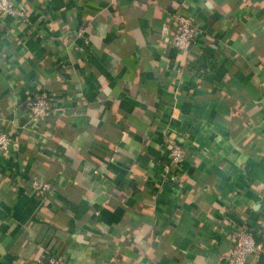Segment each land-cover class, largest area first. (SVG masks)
<instances>
[{"label": "crops", "instance_id": "obj_1", "mask_svg": "<svg viewBox=\"0 0 264 264\" xmlns=\"http://www.w3.org/2000/svg\"><path fill=\"white\" fill-rule=\"evenodd\" d=\"M14 1L0 264H230L235 225L264 247V0ZM176 14L202 26L185 54L168 45ZM33 92L55 107L41 122ZM167 137L186 149L179 171Z\"/></svg>", "mask_w": 264, "mask_h": 264}, {"label": "built area", "instance_id": "obj_2", "mask_svg": "<svg viewBox=\"0 0 264 264\" xmlns=\"http://www.w3.org/2000/svg\"><path fill=\"white\" fill-rule=\"evenodd\" d=\"M0 16H12L21 19L25 16L22 9L18 8L14 0H0ZM175 28L168 39V45L177 49L181 53H188L195 46L202 26L195 19L176 14L174 15ZM85 29H81L79 34H84ZM26 109L27 121L41 122L49 117L55 107L52 105L47 95L43 93H31L24 103ZM18 143L16 139L0 131V152H9L16 148ZM167 149L170 156V164L167 170L173 169L179 171L186 159V149L179 143L176 137H167ZM32 188L38 196L47 198L52 192L51 183L35 180ZM231 249L227 256L230 264H248L251 258L264 256V247L256 241L254 233L246 226L235 225L231 236ZM51 264H56L54 257H47Z\"/></svg>", "mask_w": 264, "mask_h": 264}]
</instances>
